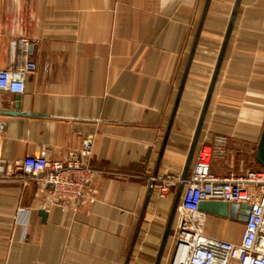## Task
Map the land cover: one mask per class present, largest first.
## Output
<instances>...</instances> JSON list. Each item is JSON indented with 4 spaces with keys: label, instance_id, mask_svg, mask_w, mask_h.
I'll return each mask as SVG.
<instances>
[{
    "label": "crops",
    "instance_id": "1",
    "mask_svg": "<svg viewBox=\"0 0 264 264\" xmlns=\"http://www.w3.org/2000/svg\"><path fill=\"white\" fill-rule=\"evenodd\" d=\"M235 1L0 0V69L36 64L23 93L0 91V264L155 263L176 187L153 185L145 205L151 177L180 179ZM263 126L264 0H240L188 175L202 143L217 175L264 169ZM41 150L94 170L78 206L46 205L49 187L22 171ZM196 219L231 242L244 232Z\"/></svg>",
    "mask_w": 264,
    "mask_h": 264
},
{
    "label": "built area",
    "instance_id": "2",
    "mask_svg": "<svg viewBox=\"0 0 264 264\" xmlns=\"http://www.w3.org/2000/svg\"><path fill=\"white\" fill-rule=\"evenodd\" d=\"M25 42L24 40H20ZM36 64L28 62L14 70L0 69V91L23 93L26 74ZM213 149L202 143L195 156L191 172L177 208L173 229L174 246L168 264H264V169L220 176L211 171ZM22 171L41 187H49L46 205L76 207L86 196L87 185L94 170L77 155L66 160H50L47 152L27 155L21 162ZM5 167L0 162V173ZM160 196L169 192L173 177H151ZM202 200H222L250 205L244 232L239 242L207 235L196 219Z\"/></svg>",
    "mask_w": 264,
    "mask_h": 264
},
{
    "label": "water",
    "instance_id": "3",
    "mask_svg": "<svg viewBox=\"0 0 264 264\" xmlns=\"http://www.w3.org/2000/svg\"><path fill=\"white\" fill-rule=\"evenodd\" d=\"M239 4H240V0H236L234 7H233V10H232V13H231V16H230V19H229V22H228V26H227L224 38H223V42H222V45L220 48V52H219V55H218V58L216 61V65H215V68L213 71V75H212L210 84L208 87V91H207V94H206V97H205V100H204V103H203V106L201 109L200 117H199V120H198V123L196 126V130H195V133H194L191 145H190V149H189V152L187 155V159H186L185 165L183 167L182 173L180 175V180H179L178 184L176 185L173 203L171 206L169 217H168V220L166 223V227H165V230H164V233L162 236V240H161L159 250L157 253V257H156L154 264H160V261H161V258H162L168 237L172 233V223H173V220H174L177 208H178V204H179V200H180L183 188H184V182L188 176V172L190 169V165L192 162L194 151H195V148H196V145L198 142L200 131L202 129V124H203V121H204V118L206 115V111H207V108H208V105H209V102H210V99L212 96L214 85H215V82H216V79H217V76H218V73L220 70L222 59H223V56H224V53H225V50H226V47L228 44V40L230 37V33H231V30L233 27L234 19H235ZM206 8H207V6H206ZM196 44H197V38L194 40L193 47H192V50H191L190 55H189L188 64H187V67L185 69V73H184L183 80L181 83V88H180V91L178 93V97H177L175 105H174L172 117H171L170 123H169L168 128H167L166 137L168 135V131H169L170 126H171L172 118H173L174 112L176 110V106L178 104L181 89H182L186 74L188 72V68H189V65H190ZM166 137H165V141H166ZM162 150L163 149H161V151H160L159 160H160V157L162 155ZM255 160L261 165L262 168H264V126L262 129V133L260 136V140H259V143L257 146L256 153H255ZM158 163H159V161H158ZM156 168H158V165ZM153 185H154V183L151 182L150 187H149V191H148V194H147V197L145 200V205L148 201L150 191H151ZM48 187H50V186H48ZM198 209L203 211V212H206V213H211V214H215V215H219V216H223V217L236 218L241 222H245L247 220V215L249 213L250 205L247 203H234V202L229 203L227 201H222V200H202V201H200V203L198 205ZM40 214L44 217L46 215V212L43 210V211H40Z\"/></svg>",
    "mask_w": 264,
    "mask_h": 264
}]
</instances>
